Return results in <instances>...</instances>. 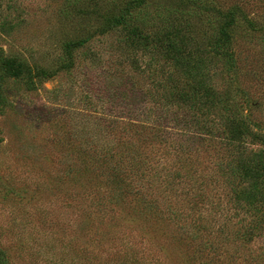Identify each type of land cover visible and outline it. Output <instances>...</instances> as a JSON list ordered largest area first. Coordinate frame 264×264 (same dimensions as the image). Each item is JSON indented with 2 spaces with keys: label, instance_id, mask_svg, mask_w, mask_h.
Returning a JSON list of instances; mask_svg holds the SVG:
<instances>
[{
  "label": "rangeland",
  "instance_id": "374dc122",
  "mask_svg": "<svg viewBox=\"0 0 264 264\" xmlns=\"http://www.w3.org/2000/svg\"><path fill=\"white\" fill-rule=\"evenodd\" d=\"M81 1L88 6V1ZM215 2L235 7L252 25L240 22L234 29L233 50L240 85L253 104L250 114L263 131L264 0ZM64 4L65 0H0V49L29 63L52 66L59 41L72 33L71 28L79 30L76 16L68 21L63 15ZM111 41L108 36L92 38L74 52L72 69L39 81L33 90L12 80L3 86L0 253L6 264H107L116 243L114 238L106 240L113 222L105 216L94 219L91 194L97 189L105 190L108 206L116 210L118 236L138 244L159 264H191L189 251L168 237L162 220L135 205L133 191L124 194L116 186L107 191L94 177L103 174L104 152H118L114 162L120 155L130 161L135 154L153 182L161 177L171 180L177 173L196 201L193 212L216 223L225 214L236 227L254 226L261 237L248 246L257 249L264 242V204L250 215L244 201L236 202L230 195L222 170L228 148L220 142L218 108L202 117L203 125L187 121L188 106L163 103L162 92H154L148 79L126 61L108 55ZM219 72L211 68L208 74L212 86L222 91L225 83ZM110 126L115 128L112 133ZM248 147L257 151L264 146Z\"/></svg>",
  "mask_w": 264,
  "mask_h": 264
},
{
  "label": "trees",
  "instance_id": "16d2710c",
  "mask_svg": "<svg viewBox=\"0 0 264 264\" xmlns=\"http://www.w3.org/2000/svg\"><path fill=\"white\" fill-rule=\"evenodd\" d=\"M83 1H88V6L81 0H65L63 15L68 21L79 19V30L71 28L72 33L59 41L52 66L29 63L0 49V104L4 103L2 93L7 80L33 90L39 81L72 69L76 61L74 52L89 40L111 37L108 55L126 61L141 78L148 79L154 92H162L163 103L188 106L190 111L185 119L203 125L202 117L218 108L220 142L228 148V160L222 170L230 195L236 202L244 201L250 215L259 213L264 204V147L253 151L248 146H264V130L250 114L253 104L240 85L243 80L233 50L234 29L240 22L252 26L247 18L235 7L223 8L215 0ZM143 57L148 61L142 63ZM211 68L219 70L223 77L222 91L212 86L208 74ZM114 129L110 126L109 132ZM117 156L118 152L116 156L102 153L103 174L94 177L103 181L107 191L112 186L122 187L124 194L133 191L134 203H138L135 205H142V212L162 220L169 230L168 237L189 251L191 264H264V242L257 249L248 246L253 238L261 237L257 228L236 227L231 216L225 214L216 223L193 212L196 201L192 202L191 192L183 189L177 173L171 180L161 177L153 182L145 177L135 154L130 161L120 155L114 162ZM106 195L104 189L92 193L91 208L94 219L105 216L113 222L112 235L106 240L114 238L116 245L107 264H159L138 244L124 235L118 236L116 210L108 206ZM133 206L126 209L131 211ZM260 220L264 222V215ZM97 234L95 228L94 235ZM0 264H6L1 253Z\"/></svg>",
  "mask_w": 264,
  "mask_h": 264
}]
</instances>
